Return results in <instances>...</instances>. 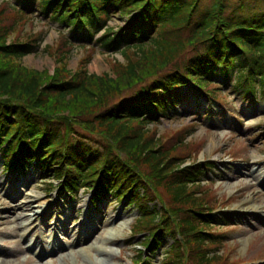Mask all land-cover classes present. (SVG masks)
<instances>
[{
  "label": "trees",
  "instance_id": "trees-1",
  "mask_svg": "<svg viewBox=\"0 0 264 264\" xmlns=\"http://www.w3.org/2000/svg\"><path fill=\"white\" fill-rule=\"evenodd\" d=\"M0 7V150L7 165L22 171L34 168L43 175L52 172L60 180V193L91 191L94 208L109 197L135 205V227L141 231L132 233H154L141 244L148 258L176 228L178 245L164 250L169 264H183L185 251L192 256L186 254V260L194 259V264H221L217 250L205 246L216 241L204 230L218 221L211 214V200L204 198L203 175L214 167H181L197 152L187 140L191 131L163 143L147 127L178 115L184 98L198 104L207 97L210 106L220 102L226 87L249 102L257 94L264 98V0H2ZM110 14L129 20L112 31L107 26ZM31 15L69 28V44L121 54L124 64L118 65L116 77L87 74L85 62L71 72L66 41V50L58 55L60 69L48 76L47 84L43 74L19 67L17 61L35 53L42 39L30 35L24 41L7 40L20 23L17 16ZM184 49L189 50L188 59L174 62ZM44 52L53 55L50 46ZM148 56L159 61L165 74L153 63L148 66ZM125 88L130 89L127 95L108 102ZM50 97L65 103L80 97L99 100L90 109L93 118L82 121L81 115L59 117L60 111L52 112L47 108ZM77 122L103 141L70 126ZM118 155L129 156L135 164L125 158L123 163ZM129 164L138 165L161 191L173 207V219L163 216L162 207H148L153 196Z\"/></svg>",
  "mask_w": 264,
  "mask_h": 264
},
{
  "label": "rangeland",
  "instance_id": "rangeland-1",
  "mask_svg": "<svg viewBox=\"0 0 264 264\" xmlns=\"http://www.w3.org/2000/svg\"><path fill=\"white\" fill-rule=\"evenodd\" d=\"M35 15L17 16L19 24L23 25H15L14 32L7 40L8 42L15 39L24 41L30 35L33 38L42 39L35 53L28 54L17 61L20 64L19 67L43 74L46 78L44 83L47 84L50 82L48 76L60 69L58 55L61 56L66 50L62 47L63 41H66L71 47L66 55V66L71 72L78 70L85 62L87 74L117 75V70L120 68L118 65L124 64L121 54L108 53L97 46L89 49L85 45L81 47L79 44H69L66 39L69 28ZM128 20L122 15L110 14L107 26L112 31H117L123 28ZM47 46L52 48L53 55L44 52ZM188 51L184 49L174 62L188 59ZM146 60L150 62L148 66L153 63L155 70L162 69L161 76L165 74V68L155 57L148 56ZM127 84H129L128 81ZM133 88H138V85ZM127 89L130 90L125 88L121 93L116 94L118 97L114 100L110 97L108 102H116L127 95L130 92ZM220 97L223 100L215 102L212 106L204 98L198 104L189 97L184 98L178 104L176 111L178 115L162 119L147 128L150 130L149 134L156 132L155 140L160 138L163 143L176 141V136L184 134V130L191 131L192 135L187 140L197 152L193 158L185 156L187 161L181 167L191 163H211L214 167L213 171H206L203 175L204 198L211 200V207L215 208L211 214L218 221L204 230L212 233L216 240L205 246L217 250L218 263L264 264V180H261L264 178V98L257 94L254 96V101L249 102L239 93H233L230 87L222 90ZM95 99L96 103L87 97L65 103L50 97L47 108L50 107L52 112L60 111L59 117L81 115L78 119L89 121L93 118L89 115L90 109L92 106L96 108L97 100H99L97 97ZM204 111L210 114L209 117H202L200 113ZM70 126L77 128L79 133L89 134L97 142L103 141L85 127V124L81 125V122ZM98 134L100 133H96ZM182 150L180 149L178 153ZM253 156L257 159L254 160ZM118 157L123 163H126V160L134 163L129 156L118 155ZM130 166L138 171L140 183L148 186L153 196L148 207L157 209L162 207L163 216L173 219L170 212L173 207L168 205L161 191L151 186L152 183L146 179L138 165V168ZM246 166H249L248 171L244 170ZM253 171V175L258 176L246 177ZM235 173H240L242 177L234 179ZM53 175L52 172L43 175L34 168L26 172H11L7 161L0 154V209L5 207L9 197L23 190L25 184L27 186L20 200L31 203L30 210L23 212L28 216V220H18L16 223L0 226L1 264H89L81 251L88 250L90 256L100 258L93 251V247L107 232L118 235L117 239L121 241L111 247L116 254L114 260L118 264H137L140 260L142 264H169L164 250H167L169 246L178 245L179 237L176 228L171 229L172 234L165 237L163 248L148 258L149 253L143 250L141 244L154 233L150 229L140 234L132 233L141 231L135 227L139 214L135 205L129 206V204L120 203L116 197H110L98 205L97 209H93L87 204L91 191L81 188L76 195L58 194L60 180L58 181ZM250 185L253 186L252 189L248 188ZM31 190L40 194L41 202L48 201L47 204L42 207L33 203L29 198ZM250 197L254 198L249 205L257 208L255 213H248L245 210L248 206L246 202ZM104 214H106V221L113 219V216H121V218L114 224H109L102 235H95V240L83 244L88 225ZM42 221L49 227L54 223L60 227H66L68 232L54 231L49 227L43 231L40 229ZM22 224H28L25 231L20 228ZM16 229L18 233L14 236L13 231ZM29 231L32 233L25 237ZM186 254L191 256L188 251H185L182 256L183 264H194V259L186 260ZM98 264L105 263L98 262Z\"/></svg>",
  "mask_w": 264,
  "mask_h": 264
},
{
  "label": "bare ground",
  "instance_id": "bare-ground-1",
  "mask_svg": "<svg viewBox=\"0 0 264 264\" xmlns=\"http://www.w3.org/2000/svg\"><path fill=\"white\" fill-rule=\"evenodd\" d=\"M213 146H211L212 148ZM0 154L3 156V159L7 161L6 155L4 153V151L0 150ZM254 160L257 159V157L253 156L252 157ZM249 166H246V169H244L245 171H248ZM254 171L251 172V174L246 175V177H250V178H254L258 175H253ZM260 173V172H258ZM242 175L240 173H235L234 175V179H239L241 178ZM262 181L264 180L261 179ZM127 185H134L130 183H126ZM27 184H25L24 189L26 188ZM136 187V185H134ZM249 189H252L253 186H248ZM23 190H20V192L17 195H12L11 197L8 198V202H5V207L0 209V226H5L7 224H12V223H16L18 220L21 221H25L28 220V216L24 215L23 212H27L30 210V201H21L20 198L23 197ZM147 191V190H145ZM31 195L29 196V198L32 200L33 203L37 204V205H42L45 206L47 204L48 201L41 202V195L36 193L34 190H31ZM58 194H64V193H60L59 191L57 192ZM65 195V194H64ZM91 195H89L88 199H87V204L92 207V200H91ZM110 198V197H109ZM254 198L250 197L246 204H248V206L246 207L245 210H247L248 213H255L257 208L253 207L252 205H249V203L251 201H253ZM106 214L104 215H100L98 218H96L95 222H91L88 227H87V234L85 239L82 241V243H90L91 241L95 240L97 234L102 235V233L104 232V229L109 225V224H114L119 218H121V216H113V219H110L108 221L105 220ZM28 224H22V226L20 228H22L23 231H25V228L27 227ZM49 225L45 224L43 221L40 223V229L43 231H46L48 229ZM49 228H52V230L54 231H61L62 233H67L68 230L66 229V227H60L58 226L56 223L52 224ZM1 232V230H0ZM18 233V229L13 231V235L16 236ZM32 231H29L25 237L29 234H31ZM22 237H24V235H22ZM117 237H119L116 234H111V232H107L105 236H102L99 240V242H97V245H95L93 247V251L98 254L100 256V258H94L93 256H90L88 254V250L85 251H81V253L83 255H85L86 259H88L89 264H98V262L100 263H105V264H118L117 261H115L114 259L116 258V254H114L113 250H111V247L117 243L121 241H118ZM55 239V236H54ZM92 257V258H91ZM95 259V260H92ZM1 264V263H0Z\"/></svg>",
  "mask_w": 264,
  "mask_h": 264
}]
</instances>
